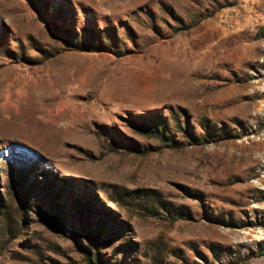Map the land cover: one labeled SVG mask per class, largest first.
<instances>
[{"label": "rangeland", "instance_id": "1", "mask_svg": "<svg viewBox=\"0 0 264 264\" xmlns=\"http://www.w3.org/2000/svg\"><path fill=\"white\" fill-rule=\"evenodd\" d=\"M97 254L264 264V0H0V264Z\"/></svg>", "mask_w": 264, "mask_h": 264}, {"label": "trees", "instance_id": "2", "mask_svg": "<svg viewBox=\"0 0 264 264\" xmlns=\"http://www.w3.org/2000/svg\"><path fill=\"white\" fill-rule=\"evenodd\" d=\"M36 7V6H35ZM198 15L196 14L195 15V19L193 20V23L190 25V26H187V27H181V28H178L179 30L178 31H181V30H186V29H189L193 26V24H197L203 20H206V19H209L210 16L209 15H205V16H202V18H198L197 17ZM197 17V18H196ZM88 32V31H87ZM65 38V37H64ZM67 42V40H66ZM87 46H91L90 50L89 51H97V52H101V51H104L103 50V47H98L96 45H93V44H88L87 43ZM76 49V48H75ZM208 127V126H207ZM164 126H160L159 128H150V129H146L144 131V133L148 136V137H151V138H156V139H159L163 142H166V138H165V133H164ZM187 134L189 135V139L193 140L194 143H208V142H218V141H221L223 139H226L227 137L225 136L226 133L224 132H219V131H215V130H212L209 128V130L206 131V133L201 136L200 138L198 136H196L194 134V132L192 131H187ZM172 143H169L168 145H171ZM172 147V146H171ZM131 193V198L132 197H137L138 194H140V191L138 190H131L130 191ZM77 196V195H76ZM78 201L80 202L81 200L78 199ZM160 203V202H159ZM139 205V204H137ZM161 205V204H160ZM144 210H149L151 211V213H153V211H155V209L157 208H154L153 206H149L146 207V206H142ZM166 208V206H165ZM167 211H169L170 214H174L172 210H169L168 208H166ZM142 210V209H141ZM158 212V211H157ZM159 213V212H158ZM183 212L179 211L175 214L174 216V220H178L180 219L182 216H183ZM87 230V234H88V238L90 239V242H91V245H94V238H93V235L92 233L88 232V228H85ZM75 240L79 243V239L77 237H75ZM96 241V240H95ZM96 243V242H95ZM86 254L89 255V251L86 252ZM97 262L98 264H101V263H104V260L100 257V254H97ZM88 260H90V257L88 258Z\"/></svg>", "mask_w": 264, "mask_h": 264}]
</instances>
